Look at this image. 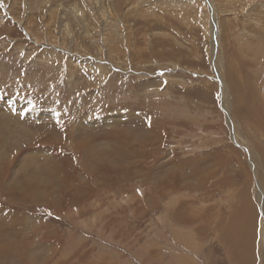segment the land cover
<instances>
[{"label": "rangeland", "instance_id": "374dc122", "mask_svg": "<svg viewBox=\"0 0 264 264\" xmlns=\"http://www.w3.org/2000/svg\"><path fill=\"white\" fill-rule=\"evenodd\" d=\"M0 66V264H264V0H0Z\"/></svg>", "mask_w": 264, "mask_h": 264}, {"label": "bare ground", "instance_id": "6f19581e", "mask_svg": "<svg viewBox=\"0 0 264 264\" xmlns=\"http://www.w3.org/2000/svg\"><path fill=\"white\" fill-rule=\"evenodd\" d=\"M214 9V8H213ZM8 10V9H7ZM9 12V11H8ZM11 15V14H10ZM217 19V18H216ZM2 21H3V19H1ZM21 22V21H20ZM214 22H215V20H214ZM213 22V23H214ZM214 25V24H213ZM216 26H218V25H216ZM30 32V31H29ZM214 32V31H213ZM32 34V33H31ZM214 36V35H213ZM4 41V40H3ZM15 42V41H14ZM11 43V42H10ZM261 44V43H260ZM12 45V44H11ZM26 62V61H25ZM1 67V66H0ZM97 73V72H96ZM98 77L100 78L101 76L100 75H98ZM2 82V81H1ZM237 86V85H236ZM224 95V94H223ZM241 95H243V94H241ZM244 96H246V95H244ZM244 102H245V100H244ZM246 106H247V104H246ZM252 106V105H251ZM7 107V110H8V108L10 109V107L12 108V106H6ZM248 109V108H247ZM5 110V109H4ZM249 110V109H248ZM260 110V109H259ZM259 110H258V112H259ZM250 111V110H249ZM255 111V110H254ZM253 111V112H254ZM233 113H234V111H232ZM236 112V111H235ZM1 113V112H0ZM9 113V112H8ZM229 113V112H228ZM260 113V112H259ZM261 113H263V111L261 112ZM2 114V113H1ZM11 114V113H10ZM43 114V113H42ZM245 114V113H244ZM251 114H252V111H251ZM257 117V116H256ZM2 118H1V116H0V120H1ZM7 119V118H6ZM260 119V118H259ZM258 121H260V120H258ZM6 122H7V120H6ZM13 122V121H12ZM264 122V121H263ZM2 123V122H1ZM9 123V122H8ZM8 123H7V125H8ZM22 124V123H21ZM20 124V125H21ZM258 124V123H257ZM4 125V124H3ZM4 126H6V125H4ZM10 126V125H9ZM262 125H260V127H261ZM1 129H2V126H1ZM23 129H24V127H23ZM3 130V129H2ZM6 130V128H4V131ZM7 131V130H6ZM25 131V130H24ZM23 131V132H24ZM36 133V132H35ZM26 135V134H25ZM31 135V134H30ZM32 136H33V134H32ZM14 139V138H13ZM19 139V138H18ZM75 140V139H74ZM108 160V159H107ZM101 161V160H100ZM107 162V161H106ZM2 169V168H1ZM3 171H7L6 169H3ZM245 195V194H244ZM242 196V195H241ZM243 201H245V200H243ZM247 204V203H246ZM249 204V203H248ZM244 206V205H243ZM246 207V206H245ZM249 206H247V208H248ZM243 209V208H242ZM241 213V212H240ZM243 219V218H242ZM220 224V223H219ZM250 225V224H249ZM176 226V225H175ZM174 226V227H175ZM204 227V226H203ZM231 229H232V227H230ZM241 228V227H240ZM244 228V227H243ZM204 230H205V228H203ZM233 230V229H232ZM230 231V230H228L229 232H233V231ZM240 230V229H239ZM227 231V232H228ZM234 231H236V230H234ZM248 231V230H247ZM245 232V231H244ZM238 233H239V231H238ZM227 234H229V233H226V235ZM232 234V233H231ZM248 234V233H247ZM252 234V233H251ZM225 235V236H226ZM231 236V235H230ZM239 236V235H238ZM225 238V237H224ZM227 238H228V235H227ZM253 238V237H252ZM226 239V238H225ZM229 239V238H228ZM228 239H226V240H228ZM235 239V236H233V238H232V240H234ZM249 239V238H248ZM249 241V240H248ZM253 241V240H252ZM228 242H229V240H228ZM232 242V241H231ZM236 242V241H235ZM232 247H234V246H232L231 245V250L233 249ZM241 246H239L238 248H240ZM246 249H243V250H239V253H240V257H237L238 255H236V258L239 260V261H246V263H248L249 262V260H247V259H244V254L246 253V251H245ZM20 252V251H19ZM232 253H234V252H232ZM238 253V252H237ZM236 253V254H237ZM236 258H234V259H236ZM236 259V260H237ZM236 260H234V263L236 264Z\"/></svg>", "mask_w": 264, "mask_h": 264}]
</instances>
